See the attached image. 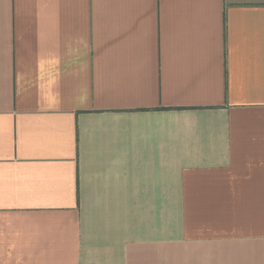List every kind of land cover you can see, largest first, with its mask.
<instances>
[{
  "label": "crops",
  "instance_id": "1",
  "mask_svg": "<svg viewBox=\"0 0 264 264\" xmlns=\"http://www.w3.org/2000/svg\"><path fill=\"white\" fill-rule=\"evenodd\" d=\"M0 264H264V0H0Z\"/></svg>",
  "mask_w": 264,
  "mask_h": 264
}]
</instances>
